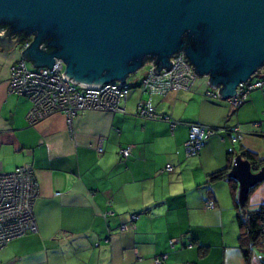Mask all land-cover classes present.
Instances as JSON below:
<instances>
[{
	"label": "crops",
	"instance_id": "obj_1",
	"mask_svg": "<svg viewBox=\"0 0 264 264\" xmlns=\"http://www.w3.org/2000/svg\"><path fill=\"white\" fill-rule=\"evenodd\" d=\"M23 47L0 44V172L35 170L37 231L9 241L1 264H155L163 255V264H263L260 250L249 261L243 253L228 182L207 185L230 152L249 150L264 160L261 90L234 107L207 96L208 79L200 77L189 90L153 98L156 113L170 120L144 119L136 115L148 99L140 78L128 82L123 111H83L71 127L60 112L31 124V99L8 88ZM192 123L222 130L188 156ZM235 126L238 137L223 129ZM125 147L128 157L120 153ZM261 204L264 182L249 197V208Z\"/></svg>",
	"mask_w": 264,
	"mask_h": 264
},
{
	"label": "water",
	"instance_id": "obj_2",
	"mask_svg": "<svg viewBox=\"0 0 264 264\" xmlns=\"http://www.w3.org/2000/svg\"><path fill=\"white\" fill-rule=\"evenodd\" d=\"M21 38H30L22 58L35 69L60 60L66 77L87 86L126 84L148 60L159 74L183 52L229 100L264 68V0H0V44ZM230 176L243 207L264 166L253 171L237 155Z\"/></svg>",
	"mask_w": 264,
	"mask_h": 264
},
{
	"label": "built area",
	"instance_id": "obj_3",
	"mask_svg": "<svg viewBox=\"0 0 264 264\" xmlns=\"http://www.w3.org/2000/svg\"><path fill=\"white\" fill-rule=\"evenodd\" d=\"M28 43L29 41L24 47ZM172 62L169 70L162 69L159 74L154 72V61L148 60L145 63L149 65V69L141 78L140 89L148 94V99L139 102L137 115L150 119L160 118L154 110L153 98L189 90L200 78L183 52L174 55ZM8 88L11 93L25 95L31 99L33 107L28 116L31 124H37L60 112L66 116L70 127L74 117L83 111H123L122 103L126 101L131 90L128 81L126 84L111 82L102 86L77 84L66 77L65 66L60 60L52 70L47 67L30 69L23 58L11 65ZM255 89H261L264 93V78L240 84L236 96L229 99L231 104L240 106ZM206 95L221 98L218 89L211 88L206 91ZM238 131L237 127L235 132ZM214 133L213 129L205 125L190 124L189 139L186 142L187 155H197L204 140ZM97 150L102 152L103 147L100 145ZM120 153L123 157H128L131 153L130 147L122 148ZM168 168L171 169V166ZM39 191L35 170L30 166L18 167L9 173L0 172V251L9 241L37 231L34 203ZM207 207H214V202L208 201ZM135 219L136 216H133V220ZM125 228L127 226L122 225V229ZM171 244L174 246L173 241ZM167 257L163 255L156 258L155 264H162Z\"/></svg>",
	"mask_w": 264,
	"mask_h": 264
},
{
	"label": "trees",
	"instance_id": "obj_4",
	"mask_svg": "<svg viewBox=\"0 0 264 264\" xmlns=\"http://www.w3.org/2000/svg\"><path fill=\"white\" fill-rule=\"evenodd\" d=\"M28 41H30V38H27V39L21 38V40H20V42L22 43L23 46L26 45V43ZM258 76H261V75H256V76L253 75L249 81L253 82V81L260 80L261 77H258ZM140 87H141V81L139 84V88ZM130 88H131V86H130ZM255 90H261V89H255ZM255 90H253V91H255ZM253 91H251V92H253ZM246 100L243 102V104L246 102ZM243 104H241L240 106H242ZM240 106H237V107H240ZM154 110H155V108H154ZM137 117H141V116L137 115ZM159 117L160 118L155 119V120H162V119L168 120L169 119V117H165V116H161V115H159ZM141 118H143V117H141ZM144 119H150V118H144ZM207 127L211 128L215 131V133L213 135L218 134L220 132V130H222L220 128H215L212 126H207ZM236 128H237V126H235V127H224L223 129L225 131L235 133V135L237 137L238 136L237 132H235ZM213 135H210V136H213ZM206 140H204V142L201 145V148H200L199 152L197 153V155L200 154L203 146L205 145ZM233 155H234L233 152L229 153V156H228L229 162L225 168H223L219 171H216V172H214L208 176L207 185L209 186L213 182H215L217 180H222V179H225L228 182L230 189H231V195H232V198L234 201L235 209L237 211L236 218H237V223H238V227H239V241L241 244V248L243 249V253H244L246 259L249 261L251 255L255 251V249L260 250L259 252H261V256H260V259H261L264 256V204H261L260 206H258L255 209L249 208V197H250L251 193L253 192V190L259 184L251 189V191L248 195V198L245 202V205L242 207L240 205L238 199H237L238 183L233 177L230 176V171L232 168L233 160L235 158ZM238 155H241L242 158L250 161L253 171H258L262 166H264V160L259 159L257 154H255L254 152H251L249 150H242L241 154H238ZM168 166H170V165H168ZM168 166H167V169L170 170L168 168ZM171 168H172V166H171ZM133 216H136L135 220H133ZM133 216L131 218L132 223L134 221H136L137 217H138L135 214ZM261 261L264 264V261L262 259H261ZM162 264H163V262H162Z\"/></svg>",
	"mask_w": 264,
	"mask_h": 264
},
{
	"label": "rangeland",
	"instance_id": "obj_5",
	"mask_svg": "<svg viewBox=\"0 0 264 264\" xmlns=\"http://www.w3.org/2000/svg\"><path fill=\"white\" fill-rule=\"evenodd\" d=\"M28 67L30 68V69H34V67L30 64V63H28ZM149 69V65L147 64V65H145V67H143V68H141V69H139L136 73H134V74H131L129 77H128V82L129 83H131V82H133V81H135V80H137V79H140V78H142L143 77V75H144V73L147 71ZM256 75H261V76H258V77H263L264 76V68L262 69V73L261 74H255L254 76H256ZM213 89V88H212Z\"/></svg>",
	"mask_w": 264,
	"mask_h": 264
},
{
	"label": "bare ground",
	"instance_id": "obj_6",
	"mask_svg": "<svg viewBox=\"0 0 264 264\" xmlns=\"http://www.w3.org/2000/svg\"><path fill=\"white\" fill-rule=\"evenodd\" d=\"M35 69V68H34ZM70 79V78H69ZM85 86H87V85H85Z\"/></svg>",
	"mask_w": 264,
	"mask_h": 264
}]
</instances>
